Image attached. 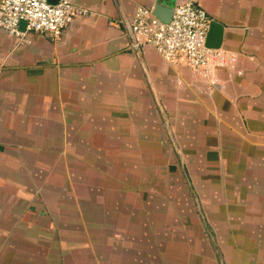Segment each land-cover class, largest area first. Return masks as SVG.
<instances>
[{"label": "crops", "instance_id": "crops-1", "mask_svg": "<svg viewBox=\"0 0 264 264\" xmlns=\"http://www.w3.org/2000/svg\"><path fill=\"white\" fill-rule=\"evenodd\" d=\"M73 2L0 28V264H264V0H176L223 26L207 72L136 38L157 0Z\"/></svg>", "mask_w": 264, "mask_h": 264}, {"label": "built area", "instance_id": "built-area-1", "mask_svg": "<svg viewBox=\"0 0 264 264\" xmlns=\"http://www.w3.org/2000/svg\"><path fill=\"white\" fill-rule=\"evenodd\" d=\"M90 14L76 6L73 0H0V28L17 37L26 31L47 33L59 38L78 16ZM25 22L23 32L20 23ZM132 32L145 44L152 45L170 64H186L194 71L207 72L215 57L216 49L206 45L210 28L207 11L193 2L174 8L172 20L162 21L153 9L139 7L132 22Z\"/></svg>", "mask_w": 264, "mask_h": 264}, {"label": "water", "instance_id": "water-1", "mask_svg": "<svg viewBox=\"0 0 264 264\" xmlns=\"http://www.w3.org/2000/svg\"><path fill=\"white\" fill-rule=\"evenodd\" d=\"M52 4H56L58 0H48ZM176 0H157L153 8V13L162 21L169 23L174 14ZM26 23L21 22L20 28H25ZM223 40V26L216 21L210 23L206 45L211 49H220Z\"/></svg>", "mask_w": 264, "mask_h": 264}]
</instances>
